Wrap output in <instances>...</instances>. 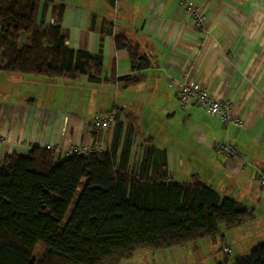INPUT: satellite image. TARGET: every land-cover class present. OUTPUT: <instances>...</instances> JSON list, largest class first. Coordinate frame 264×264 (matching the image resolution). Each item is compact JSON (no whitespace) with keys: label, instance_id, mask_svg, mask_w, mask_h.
I'll use <instances>...</instances> for the list:
<instances>
[{"label":"crops","instance_id":"1","mask_svg":"<svg viewBox=\"0 0 264 264\" xmlns=\"http://www.w3.org/2000/svg\"><path fill=\"white\" fill-rule=\"evenodd\" d=\"M192 1L204 17L202 28L180 0L51 4L45 25L55 24L53 12L64 5L60 25L67 45L102 54L105 76L116 83L0 72V162L14 152L47 145L103 142L109 147L116 126L98 131L92 120L117 110L119 152L131 132L129 170L138 171L148 156L154 172L166 170L175 182L197 178L222 199L235 200L253 213L239 227L221 226L217 236L236 257L245 256L264 243V191L258 179L264 170V0ZM117 35L131 42L149 64L141 72L143 81L130 87L118 82L133 72L128 52L116 44ZM23 37L22 45L29 42ZM186 78L230 101L242 125L225 126L193 103L182 108L178 92ZM223 142L236 147L241 164L217 153L216 146ZM206 240L188 246L203 251Z\"/></svg>","mask_w":264,"mask_h":264},{"label":"trees","instance_id":"2","mask_svg":"<svg viewBox=\"0 0 264 264\" xmlns=\"http://www.w3.org/2000/svg\"><path fill=\"white\" fill-rule=\"evenodd\" d=\"M58 1L0 0V72L116 83L105 76L102 54L67 45L64 5L53 12L55 24L45 25L48 7ZM23 36L29 42L22 45ZM116 44L128 52L133 72L120 85L143 81L148 61L124 36ZM118 121L103 152L65 157L33 147L0 162V264H121L138 249L215 240L221 226L230 230L253 218L197 178L175 182L166 170L154 172L148 156L138 171L129 170L131 132L119 152ZM225 264H264V243Z\"/></svg>","mask_w":264,"mask_h":264},{"label":"built area","instance_id":"3","mask_svg":"<svg viewBox=\"0 0 264 264\" xmlns=\"http://www.w3.org/2000/svg\"><path fill=\"white\" fill-rule=\"evenodd\" d=\"M180 4L191 14L197 27L202 28L204 17L201 15L196 4L192 0H180ZM178 101L182 108H186L193 103L207 110L211 115L219 117L225 126L229 124L241 126L243 123L242 117L233 113V104L230 101L214 97L209 94L204 87L189 78L184 79L180 85ZM118 118L119 112L117 110H111L102 115H97L93 119V127L98 131L110 130L115 127ZM45 148L55 154L64 155L65 157L73 154L86 156L93 152H103L106 149L103 142L101 144H78L68 148L47 145ZM216 150L220 156L233 161L235 164H241L243 161L242 155L236 147L229 142L218 144ZM258 179L260 187L264 191V170L260 172ZM222 251L226 256L232 254V249L226 245L222 246Z\"/></svg>","mask_w":264,"mask_h":264},{"label":"rangeland","instance_id":"4","mask_svg":"<svg viewBox=\"0 0 264 264\" xmlns=\"http://www.w3.org/2000/svg\"><path fill=\"white\" fill-rule=\"evenodd\" d=\"M22 43L24 44L25 40ZM206 241L208 246L203 251H197L193 245L172 247L164 250L141 248L136 250L131 258L124 259L121 264H206L208 262L209 264H224L226 263V258H229L231 262L236 257L235 254L227 257L223 253L221 248L223 242L219 237L215 242L210 239ZM41 252L42 247L38 246L35 251V257H38ZM244 254L247 255L249 252Z\"/></svg>","mask_w":264,"mask_h":264}]
</instances>
